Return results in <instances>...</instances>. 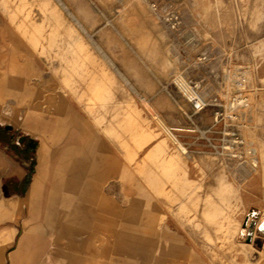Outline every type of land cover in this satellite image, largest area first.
Instances as JSON below:
<instances>
[{
	"label": "rangeland",
	"instance_id": "1",
	"mask_svg": "<svg viewBox=\"0 0 264 264\" xmlns=\"http://www.w3.org/2000/svg\"><path fill=\"white\" fill-rule=\"evenodd\" d=\"M176 1L184 0H0L46 77L82 107L97 136L112 141L122 164L112 182L83 185L74 182L72 162L63 161L48 231L28 227L13 264H200L190 247L168 252L164 233L160 252L162 192L163 223L207 246L212 263L217 249L215 264H264V232L257 229L264 219V39L246 37L242 0H229L236 14L221 17L226 33L203 38L202 20L194 18L189 39L183 23L173 32L163 19L171 11L181 16ZM217 63L219 71L212 69ZM179 75L203 109L177 87ZM104 209H113L110 223L101 215L102 229H89L87 220ZM251 215L245 240L234 244Z\"/></svg>",
	"mask_w": 264,
	"mask_h": 264
},
{
	"label": "crops",
	"instance_id": "2",
	"mask_svg": "<svg viewBox=\"0 0 264 264\" xmlns=\"http://www.w3.org/2000/svg\"><path fill=\"white\" fill-rule=\"evenodd\" d=\"M173 5L182 16L185 28L182 34L189 39L196 31L187 23L194 18L202 20L201 37L219 38L221 33H226V27L220 24L221 17L236 14L229 0L195 3L184 0ZM242 6L247 20L246 37L264 39V0H242ZM217 50L220 53L221 48ZM235 60L241 63L240 57ZM212 69L219 71L221 65L217 63ZM57 87L58 84L46 77L40 59L28 47L27 36H23L0 10V264H13L12 255L17 248L21 251L23 241L30 238L28 227L48 231L49 206L63 173V161L72 162L76 184H105L117 179L122 171V164L114 156L112 141L97 136L93 127L87 126L88 117L82 107ZM147 107L152 114L155 112L149 105ZM164 194L162 192L163 197L156 202L159 216L156 240L160 252L159 232L162 229L163 242L170 244L168 252L173 249L171 253L176 254L180 248L190 247L199 256L198 263L215 264L212 257L217 252L215 245L212 263L206 255L207 246H199L185 230L175 235L173 224L167 228L163 223ZM80 196L90 198L86 194ZM94 213L98 217L87 220L88 228L94 230L102 229L99 216H106L103 223H110L108 215L114 214L113 209ZM205 232L204 228L202 236ZM210 232L208 229L207 236ZM237 234L232 241L229 232L226 239L234 242ZM23 236L25 239L20 242ZM192 244L203 250L206 260ZM249 249H253L252 246L246 251ZM159 260L161 258L158 264ZM169 264H174L173 259Z\"/></svg>",
	"mask_w": 264,
	"mask_h": 264
},
{
	"label": "bare ground",
	"instance_id": "3",
	"mask_svg": "<svg viewBox=\"0 0 264 264\" xmlns=\"http://www.w3.org/2000/svg\"><path fill=\"white\" fill-rule=\"evenodd\" d=\"M102 51V50H101ZM112 64V63H111ZM175 84L177 85V87L181 90V92L194 104V106L196 105V107L198 109H203L206 104H204V101L202 100V98L197 94V91L194 87L190 86L188 82L185 81V79L182 77V76H178L176 79H175ZM243 102H240L239 104L241 105ZM195 107V108H196ZM154 117L157 119V120H160L158 115L154 112L153 113ZM164 125V124H163ZM168 127V126H167ZM166 129V128H165ZM169 132V131H168ZM170 133V132H169ZM172 133V132H171ZM172 138L175 140V142L183 149V151H185V148L182 146V144L176 139L177 137L172 134ZM251 217V219H249V222L247 224L246 227H242L239 229V232L237 234V237L240 235L241 236V240H245L246 236H247V233L249 232V228H250V224L252 222V218L253 215L249 216ZM247 216V219L249 218ZM248 221V220H247ZM262 222L259 223L257 225V229L264 232V219L261 220ZM244 229V230H243ZM163 231L162 229L160 230L159 232V238H162V235H163ZM229 234V231H226V234H225V237L228 236ZM193 247H195V249L199 252L200 256L206 260V258L204 257L203 253H202V249H199V247L195 246L194 244H192ZM251 249L248 250V252H250Z\"/></svg>",
	"mask_w": 264,
	"mask_h": 264
},
{
	"label": "built area",
	"instance_id": "4",
	"mask_svg": "<svg viewBox=\"0 0 264 264\" xmlns=\"http://www.w3.org/2000/svg\"><path fill=\"white\" fill-rule=\"evenodd\" d=\"M163 19L166 22L168 28L170 30H172L173 32H178L180 27H181V25H182V23H183L182 17L180 16V14L175 12V11L168 12L166 14V17L163 18ZM215 102H217V100H215ZM240 102H243L241 105L246 104V100L245 99L240 100L239 103ZM195 107H196V105H195ZM196 109H198V108L196 107Z\"/></svg>",
	"mask_w": 264,
	"mask_h": 264
}]
</instances>
